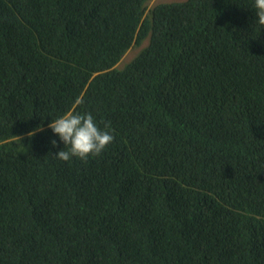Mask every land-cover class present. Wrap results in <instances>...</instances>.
Listing matches in <instances>:
<instances>
[{
	"label": "trees",
	"instance_id": "1",
	"mask_svg": "<svg viewBox=\"0 0 264 264\" xmlns=\"http://www.w3.org/2000/svg\"><path fill=\"white\" fill-rule=\"evenodd\" d=\"M152 1L0 0V264H264V30ZM71 110L100 155L54 156Z\"/></svg>",
	"mask_w": 264,
	"mask_h": 264
},
{
	"label": "clouds",
	"instance_id": "2",
	"mask_svg": "<svg viewBox=\"0 0 264 264\" xmlns=\"http://www.w3.org/2000/svg\"><path fill=\"white\" fill-rule=\"evenodd\" d=\"M254 13L255 20L250 25L252 33H261L264 30V0H251L248 7ZM76 105L84 103L82 98H77ZM48 127L63 142L61 148L54 156L63 161H69L72 158L87 160L89 157L100 155L109 144L114 140V135L110 130L102 129L95 116L88 111L79 112L71 110L65 114L51 119ZM42 128L34 129L29 135H34L36 131ZM56 146L57 141H52Z\"/></svg>",
	"mask_w": 264,
	"mask_h": 264
},
{
	"label": "rangeland",
	"instance_id": "3",
	"mask_svg": "<svg viewBox=\"0 0 264 264\" xmlns=\"http://www.w3.org/2000/svg\"><path fill=\"white\" fill-rule=\"evenodd\" d=\"M157 0H153L152 2H150V5H152L153 3H155ZM166 1H171V0H159L158 3H161V2H166ZM137 54V51H133L132 55H135ZM120 65L122 66L123 63H120Z\"/></svg>",
	"mask_w": 264,
	"mask_h": 264
}]
</instances>
